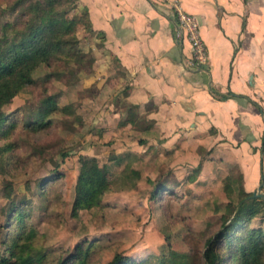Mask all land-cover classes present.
Masks as SVG:
<instances>
[{
    "label": "crops",
    "instance_id": "1",
    "mask_svg": "<svg viewBox=\"0 0 264 264\" xmlns=\"http://www.w3.org/2000/svg\"><path fill=\"white\" fill-rule=\"evenodd\" d=\"M172 3L195 16L203 62L193 61L189 40L176 34ZM84 11L87 22L76 29L90 31L98 46L88 54L77 36L74 49L86 57L75 73L90 74L82 87L92 90L95 129L123 140L112 160L122 161L120 171L139 176L133 163L144 156L176 178L188 173L185 182L194 179L217 197L227 177L236 201L240 184L250 195L260 183L264 191V0H65L60 6L63 16Z\"/></svg>",
    "mask_w": 264,
    "mask_h": 264
},
{
    "label": "rangeland",
    "instance_id": "2",
    "mask_svg": "<svg viewBox=\"0 0 264 264\" xmlns=\"http://www.w3.org/2000/svg\"><path fill=\"white\" fill-rule=\"evenodd\" d=\"M15 15L6 9L0 16V49L10 46L12 33L4 30L3 24ZM78 29L77 45L91 54V47L98 46L96 40L90 31ZM75 45L65 53H73ZM69 59L58 54L51 65H39L30 87L1 104L8 114L5 123L12 124L16 118V124L6 137L0 135V145H19L17 152L25 161L23 166L6 171L0 150V254H5L7 215L18 203L25 204L21 211L37 231L29 250L37 258H65L80 244L96 258L94 264L107 256L108 248L142 264H200L205 240L215 233L219 215L236 206L234 180L224 178L223 193L217 197L194 179L185 182L188 173L176 178L154 158L146 160L144 156L133 163L141 174L125 177L120 171L122 161L112 162L121 155L116 149L123 140H119L120 134L95 129V118L90 119L92 90L89 83L86 90L82 87L84 77L90 74L68 72L65 61L71 66L81 63ZM87 64L89 70L90 62ZM31 120L46 123L47 129L31 134L26 129ZM82 163L107 186L97 207L77 204L76 179ZM53 175L55 179L45 181ZM160 181L166 187L153 196ZM251 223L264 227L259 217Z\"/></svg>",
    "mask_w": 264,
    "mask_h": 264
},
{
    "label": "trees",
    "instance_id": "3",
    "mask_svg": "<svg viewBox=\"0 0 264 264\" xmlns=\"http://www.w3.org/2000/svg\"><path fill=\"white\" fill-rule=\"evenodd\" d=\"M64 1L36 0L33 7L32 0H0V16L6 9L16 14L12 21L3 24V29L12 33L10 46L7 49H0L2 137H6L16 124V118L12 124L5 123L4 116L8 114L2 111V102H10L20 91L27 90L34 81L33 72L37 67L41 64L51 65L55 61V55L65 53L66 46L77 41V26L87 22L86 11L78 18L61 15L60 6ZM71 57L85 59L86 54L76 50ZM64 67L73 73L80 69L79 66H71L68 63H64ZM26 129L33 134L46 130L47 126L46 123L31 120L26 124ZM0 150L6 171L24 165L22 153L17 152L20 150L19 145L1 144ZM123 173L127 176L138 175L137 171L127 167H124ZM55 178L53 175L47 177L45 181ZM160 182L156 184L153 196H158L159 190L165 189L164 183L160 185ZM76 183L77 204L86 208L101 204L107 186L102 180L91 175L84 163L79 166ZM249 195L250 193L240 184L237 208L235 206L230 213L219 215L215 233L205 240L200 264H264V227L262 224L251 223L257 217L264 221V199L249 198ZM21 205L25 204H13L7 215L5 223L7 232L3 239L5 254H0V264H94L96 258L88 254L80 244L76 245L74 252L65 258L51 260L46 255L38 258L30 255L29 250L34 245L37 231L27 223ZM108 249L109 253L101 262L97 260L98 264H142L115 249Z\"/></svg>",
    "mask_w": 264,
    "mask_h": 264
},
{
    "label": "built area",
    "instance_id": "4",
    "mask_svg": "<svg viewBox=\"0 0 264 264\" xmlns=\"http://www.w3.org/2000/svg\"><path fill=\"white\" fill-rule=\"evenodd\" d=\"M175 15L176 34L185 36L192 46L194 62H203L205 51L198 32V23L194 15L184 11L178 4L172 3Z\"/></svg>",
    "mask_w": 264,
    "mask_h": 264
},
{
    "label": "water",
    "instance_id": "5",
    "mask_svg": "<svg viewBox=\"0 0 264 264\" xmlns=\"http://www.w3.org/2000/svg\"><path fill=\"white\" fill-rule=\"evenodd\" d=\"M261 186H262V183H260L254 191H252L249 197L264 198V191H261Z\"/></svg>",
    "mask_w": 264,
    "mask_h": 264
}]
</instances>
